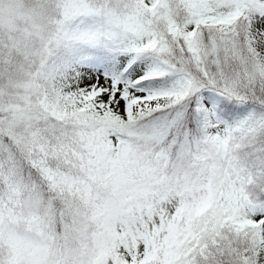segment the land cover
<instances>
[{
	"label": "snow or ice",
	"instance_id": "obj_1",
	"mask_svg": "<svg viewBox=\"0 0 264 264\" xmlns=\"http://www.w3.org/2000/svg\"><path fill=\"white\" fill-rule=\"evenodd\" d=\"M0 264H264V0H0Z\"/></svg>",
	"mask_w": 264,
	"mask_h": 264
}]
</instances>
